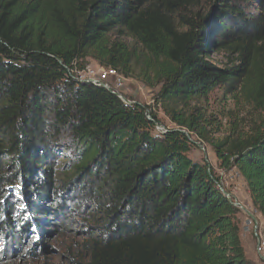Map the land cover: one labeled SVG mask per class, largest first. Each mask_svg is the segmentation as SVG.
Wrapping results in <instances>:
<instances>
[{
    "label": "trees",
    "instance_id": "obj_1",
    "mask_svg": "<svg viewBox=\"0 0 264 264\" xmlns=\"http://www.w3.org/2000/svg\"><path fill=\"white\" fill-rule=\"evenodd\" d=\"M261 41L264 0H0V264H49L61 236L64 264H254L240 208L188 152L195 134L238 171L264 230V75L247 57ZM222 49L240 64H213ZM88 57L158 88L177 128L79 80ZM220 86L262 117L215 139L188 106Z\"/></svg>",
    "mask_w": 264,
    "mask_h": 264
},
{
    "label": "rangeland",
    "instance_id": "obj_2",
    "mask_svg": "<svg viewBox=\"0 0 264 264\" xmlns=\"http://www.w3.org/2000/svg\"><path fill=\"white\" fill-rule=\"evenodd\" d=\"M122 38L129 45L134 44L130 38ZM247 57L254 73L257 74L260 72L264 75V41L259 42L255 48L250 49ZM209 59L213 64L223 68L240 64L238 55L230 53L225 49L211 51ZM86 62L87 67L85 72L89 69L96 72L101 67L90 57L87 58ZM123 80V85L121 87L114 88L117 93L132 102H139L143 105H147L152 112L156 113L160 121V123L156 126H162V129L177 128V126L165 115L161 107L156 105L153 101L154 94L157 92L158 88H150L135 78L123 77ZM239 92L240 91L235 93L233 96L227 92L225 87L220 86L210 92L206 98L191 101L188 108L191 109L193 107H198L206 119H208L213 125H217V127H219V131L212 133V137L215 139L223 138L227 134H241L248 131L254 124H257L262 116L260 111L255 108L252 103L245 100ZM191 141L192 145L188 152V156L196 161L208 162L209 165L214 168V171L221 176L223 186L230 192V196H232L235 201H238L256 217L257 213L253 209L251 202L248 201L249 194L246 184L238 171L234 168L228 171L220 169L212 147L205 140L197 137L195 134H192ZM256 219L258 222L257 217ZM237 220L240 228L239 233L241 239L245 243L244 238H246L252 244L253 251L251 256H253L254 261L262 260L255 250L256 237L253 235L252 225L249 224L251 218L242 208H240V213L237 215ZM74 228L78 229L76 226ZM262 230L261 233L264 235V230L263 232ZM64 239H67L68 242L74 241L70 237L64 238V236L59 237L58 241L62 242ZM76 240L77 239H75V241ZM59 242L56 240L48 241L49 251L43 255L44 261L49 264H64L63 248L60 246ZM244 249L246 253H249L248 246L246 244L244 245ZM249 258L251 259V257ZM30 263L40 264L39 261H36L35 259L30 260L25 264ZM18 264L21 263L19 262ZM260 264H264V260L260 261Z\"/></svg>",
    "mask_w": 264,
    "mask_h": 264
},
{
    "label": "built area",
    "instance_id": "obj_3",
    "mask_svg": "<svg viewBox=\"0 0 264 264\" xmlns=\"http://www.w3.org/2000/svg\"><path fill=\"white\" fill-rule=\"evenodd\" d=\"M86 70V69H85ZM83 72V73H81ZM77 73V78L79 80L92 82L98 85H101L112 92H116L114 88H119L123 85V77L111 67H100L96 72L89 69L88 71H81ZM156 128H160L157 127ZM162 129V128H161ZM158 129L160 132H164L166 129ZM252 225L253 235L256 237L255 250L257 254L261 257L264 256V236L261 233V228L259 223L257 224L251 219L249 221Z\"/></svg>",
    "mask_w": 264,
    "mask_h": 264
},
{
    "label": "water",
    "instance_id": "obj_4",
    "mask_svg": "<svg viewBox=\"0 0 264 264\" xmlns=\"http://www.w3.org/2000/svg\"><path fill=\"white\" fill-rule=\"evenodd\" d=\"M122 101H124L125 103H133L132 101H130V100H128V99H126V98H124L121 94H119V93H117V92H114ZM158 127V126H157ZM160 128H162V126L160 127ZM182 132H184V133H186L184 130H181ZM221 190L223 191V193H224V195H226L227 196V198L228 199H231V196H230V194L228 193V192H226V191H224L222 188H221ZM234 205H237V206H239L240 208H242L243 210H245L246 212H247V214L249 215V217L251 218V219H253V221L257 224V219H256V217L250 212V211H248L245 207H243V205H241L238 201H235L234 200ZM261 258L264 260V256H261Z\"/></svg>",
    "mask_w": 264,
    "mask_h": 264
},
{
    "label": "crops",
    "instance_id": "obj_5",
    "mask_svg": "<svg viewBox=\"0 0 264 264\" xmlns=\"http://www.w3.org/2000/svg\"><path fill=\"white\" fill-rule=\"evenodd\" d=\"M249 196V195H248ZM248 201H250L251 202V199H250V197L248 198ZM259 220H261V218H260V215L257 213V216H256ZM261 224H263V222H262V220H261ZM244 240H245V243L243 242V240H242V242H243V245H247L248 246V251H249V253H247L248 254V256L249 257H251V260L254 262V264H260V260L259 261H254V258H253V256H251L252 255V251H253V248H252V244H251V242L248 240V239H246V238H244ZM258 258V257H257Z\"/></svg>",
    "mask_w": 264,
    "mask_h": 264
}]
</instances>
